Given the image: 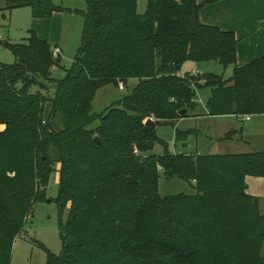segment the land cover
Listing matches in <instances>:
<instances>
[{"label":"trees","instance_id":"16d2710c","mask_svg":"<svg viewBox=\"0 0 264 264\" xmlns=\"http://www.w3.org/2000/svg\"><path fill=\"white\" fill-rule=\"evenodd\" d=\"M85 1L82 45L62 80L53 77L59 58L33 29L19 44L0 40L15 56L0 62V264H11L26 216L57 172L63 248L46 249L47 264H204L197 247L214 238L224 240L223 264H264V214L246 183L264 178V151L172 154L157 134L195 110L201 89L211 92L210 117L264 115V57L239 67L235 34L203 25L197 0H148L143 15L137 0ZM23 7L35 20L68 13L54 0H0V12ZM190 62L234 66L233 75L182 74ZM132 79L130 95L92 112L98 91ZM196 133L176 129L175 141L187 146ZM157 145L163 155L151 153ZM162 177L195 182L197 194L163 198ZM158 215L164 227L151 234Z\"/></svg>","mask_w":264,"mask_h":264},{"label":"rangeland","instance_id":"374dc122","mask_svg":"<svg viewBox=\"0 0 264 264\" xmlns=\"http://www.w3.org/2000/svg\"><path fill=\"white\" fill-rule=\"evenodd\" d=\"M58 6H62L64 9H68V15L66 16L65 29L61 35V41L59 49H61V56L58 59V65L53 67V77L58 80H62L66 77V71L72 66L78 50L82 45V34L85 27V21L82 15L77 12L87 10L85 0H54ZM148 0H137V12L140 15L145 14L147 11ZM34 23L32 19L31 8L23 7L16 9L12 12H0V39L2 42L9 41L12 44H19L28 36V31L34 29ZM55 45L52 44V52ZM0 62L3 64H12L15 62V56L5 44L0 43ZM196 69L200 74L215 73L222 75L224 78H230L233 75L234 66L223 68L220 64L209 63H186L182 69V74L191 73ZM116 86L113 84L107 85L98 91L94 97L92 112L95 114H101L106 111L110 106L124 97L130 95L134 88L138 85L136 79L129 80L127 82L121 80ZM124 85V90L120 89V85ZM210 95L209 89H201L197 92L198 104L195 108L197 113L205 109V100ZM194 111V112H195ZM241 124L234 119L235 123L244 128V133L248 129V125L253 122L252 127L254 130L250 131L247 135V140L250 144H238L227 141V143L217 142V137L223 133L224 128L220 127L219 120L217 118L201 119V120H186L181 123L178 128L180 130L197 129V133L190 137L191 147L190 150H196V148L203 154H216L227 155L230 153H243V152H259L264 151V116L254 117L252 122H247L246 118ZM258 123V125H257ZM58 124L57 119L54 121V126ZM99 126V122L89 126V129H95ZM252 126V125H251ZM176 128V129H178ZM4 129L0 126V132ZM158 137L161 141L168 146L170 153L176 154V152L183 149V144H177L175 141L176 129L172 126H163L157 128ZM178 129V130H179ZM240 136L234 137L239 139ZM197 141V142H196ZM190 143V142H189ZM188 150V149H187ZM187 152V151H186ZM153 154L162 155L165 153L162 145H157L151 152ZM58 170L61 169V164L56 166ZM11 176L13 174H10ZM162 175V173H161ZM163 176V175H162ZM59 173L53 174L50 177V183L44 194V199L34 205V212L29 213L26 216V231L19 235V239L15 242L12 250V262L11 264H47V252L55 256H58L62 252L63 244L60 239V210L58 204L55 202L58 197L59 188ZM195 182L192 186L183 180H168L161 178L159 183L160 195L163 198L173 195H179L182 193L195 196L197 194L194 190ZM70 204L67 206L63 221L67 219L69 213ZM264 213V205L261 213ZM161 216H156L151 220V234L159 235L164 226H161ZM130 223L129 226H131ZM160 232V233H159ZM129 243L135 244L138 239L127 238ZM140 241V240H139ZM206 244H201L197 247L199 253V259L204 264H223L219 257H224V240L222 238H214L208 240ZM188 241H183L181 245H186ZM44 246H41V245ZM233 251V248L231 249ZM262 257L264 258V247L262 248ZM213 260V261H211Z\"/></svg>","mask_w":264,"mask_h":264},{"label":"crops","instance_id":"0c3cea01","mask_svg":"<svg viewBox=\"0 0 264 264\" xmlns=\"http://www.w3.org/2000/svg\"><path fill=\"white\" fill-rule=\"evenodd\" d=\"M197 2L199 4H205V8L203 9V12L200 15L201 22L203 25L215 26L218 27L222 32L226 31L235 34L237 40L239 41L237 45L238 50H237V61H236V64L239 67L249 65L252 62L256 61V59H260L264 57V0H216V1L197 0ZM67 15L68 13L59 12V13H55L51 19L35 20L32 18L34 23L33 30L37 33V35L41 39L47 41L50 44L51 48H52V44L55 45V48L56 47L59 48L61 35L65 29L64 28L66 24L65 18ZM192 72L193 75L195 73L200 74L199 71L196 69H194ZM209 98L210 95L205 100L206 103L209 100ZM206 103H205V109L200 111L201 113H197L194 110L195 112L191 111L188 112L187 115L182 116L180 120L177 121L175 128H178V126L181 123L185 122L186 120L192 119L193 121H195L201 119L217 118L219 120L220 127L224 128L223 133L217 137V142L227 143V141H229L238 144H243V143L250 144V142H248L247 140V136H248L247 134L250 131L254 130L252 128L253 126L256 127L255 125H253L251 119L257 116L249 117L250 120H246L247 122H252V123L248 125L249 126L248 129L244 133V128L239 129L240 127L235 123L234 119L240 122L241 124H243L245 121L243 119L247 117L238 118L232 115L210 117L206 110ZM258 116L262 118L264 115H258ZM195 129H188V130H195ZM231 131H237L238 132L237 136H240L239 139L233 138V139L225 140L224 139L225 136L227 135V133ZM186 143L187 146L183 145V149L176 152V154L187 151L186 153H193V154L197 153L200 155H205L201 153L197 148L196 150H190L191 152H188L191 147L190 138ZM243 153H253V152H243ZM243 153H238V154H243ZM230 154H236V153H230ZM207 155H211V154H207ZM246 183H247L248 194L259 200L260 210H262L264 205V178L262 177L255 178L248 176L246 178ZM20 237H18L15 240V242Z\"/></svg>","mask_w":264,"mask_h":264},{"label":"built area","instance_id":"2783aa9c","mask_svg":"<svg viewBox=\"0 0 264 264\" xmlns=\"http://www.w3.org/2000/svg\"><path fill=\"white\" fill-rule=\"evenodd\" d=\"M52 53H53V55H54L55 58H59L61 56V54H62L61 53V50L58 47L54 48V50H53ZM195 74H197V73H195ZM120 89L121 90H124V85L123 84L120 85ZM246 119L247 120H250L249 117H247Z\"/></svg>","mask_w":264,"mask_h":264},{"label":"water","instance_id":"95a60500","mask_svg":"<svg viewBox=\"0 0 264 264\" xmlns=\"http://www.w3.org/2000/svg\"><path fill=\"white\" fill-rule=\"evenodd\" d=\"M179 112H180L179 114H180L181 116H185V115H187V113H188L187 110H181V111H179ZM148 124L153 125L154 123L152 122V120H149L148 123H147V125H148ZM94 141H95L98 145L101 144L100 138H98V137L95 138Z\"/></svg>","mask_w":264,"mask_h":264}]
</instances>
